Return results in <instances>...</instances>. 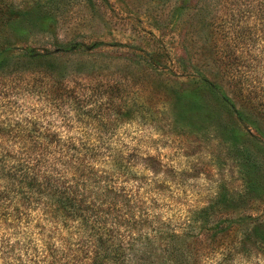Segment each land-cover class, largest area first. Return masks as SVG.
I'll return each mask as SVG.
<instances>
[{"label":"trees","instance_id":"1","mask_svg":"<svg viewBox=\"0 0 264 264\" xmlns=\"http://www.w3.org/2000/svg\"><path fill=\"white\" fill-rule=\"evenodd\" d=\"M44 2L21 7L13 0H0V23L19 32L47 25L54 16L50 2ZM239 4L244 7H238L226 21V33L233 41L227 54L228 87L233 95L201 73L175 91L168 125L185 122L206 136L222 135L225 154L242 175L240 188L231 190L220 184L211 200L173 216L166 213L173 210V203L158 193L163 183L143 173L157 174V156L142 152L137 156L134 148L117 138L118 125L132 121L129 113L135 111L123 94L122 83L82 85L80 100L77 87L69 86L66 78L48 83L45 77L55 75L58 65L50 51L26 46L13 54L0 46V76L35 70L42 80L25 82L26 91L43 87L67 102V112L53 110L55 122L41 116L21 118L12 124L18 129L11 131L6 128L11 122L0 120V228L25 239L24 244L20 239L9 244V237L0 235L4 264L13 260L25 264L17 249L28 257V264L263 261L264 215L236 208L264 193L262 160L242 140L237 123L213 124L206 99L208 95L228 111L234 110L239 119L242 114L233 98L264 108V85L252 80L253 71L242 63V44L251 40L253 32L247 19H264V0H235L234 6ZM151 58L160 60L157 54ZM33 234L41 238L45 254L35 245ZM54 237L63 248L52 244ZM29 246L32 256H28Z\"/></svg>","mask_w":264,"mask_h":264},{"label":"rangeland","instance_id":"2","mask_svg":"<svg viewBox=\"0 0 264 264\" xmlns=\"http://www.w3.org/2000/svg\"><path fill=\"white\" fill-rule=\"evenodd\" d=\"M13 1L21 7L46 3ZM48 1L54 16L50 23L26 27L24 32L0 23V46L13 54L26 46L50 51L58 65L55 75L45 77L48 83L61 76L66 78L69 86L77 87L80 100L81 86L89 83L104 86L120 82L126 87L123 94L135 110L129 113L134 119L118 125L117 138L134 148L137 156L139 152L157 156V174L143 173L163 183L158 193L173 203V210L167 214L178 215L208 202L220 184L231 190L240 188L242 175L225 154L222 135L206 136L185 122L168 124L175 91L199 74L231 90L227 54L233 41L226 33V21L229 14L244 5L234 6L235 0ZM247 20L253 32L251 40H246L249 44H242V63L253 71L251 79L256 78L263 86L264 19ZM156 54L159 61L151 58ZM35 72L26 69L0 76V120L11 122L6 126L11 131L18 129L12 124L21 118L41 116L42 120L55 122L53 110L67 112V102L58 99L52 90L36 87L35 92L26 91L25 82L42 80ZM206 97L213 124L237 123L242 140L264 166V108L233 98L242 114L239 119L237 112ZM151 116L156 119L151 120ZM236 208L264 215V193L253 195Z\"/></svg>","mask_w":264,"mask_h":264},{"label":"clouds","instance_id":"3","mask_svg":"<svg viewBox=\"0 0 264 264\" xmlns=\"http://www.w3.org/2000/svg\"><path fill=\"white\" fill-rule=\"evenodd\" d=\"M164 219H167V217H164ZM0 235H7L9 237V239H8L9 244H15L17 239L21 240V244L25 243V239L23 237L12 236L11 235V229H9L8 233H4L3 229L0 228ZM33 241H34L35 245L40 249L41 254H45L44 253V244L42 243L41 238L39 236H36L35 234H33ZM52 244L56 248H63L61 241L59 239H56L55 237L52 240ZM17 252L21 256V258L25 261V264H28V257L24 255V252L21 251L20 249H17ZM32 255H34V254L31 251V246H29L28 247V256H32ZM0 264H4L3 259H0ZM12 264H18V262L13 260ZM261 264H264V261H261Z\"/></svg>","mask_w":264,"mask_h":264}]
</instances>
